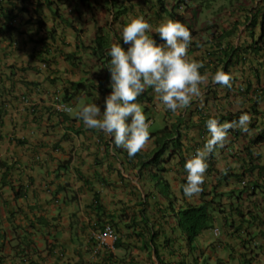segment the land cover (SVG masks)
I'll return each instance as SVG.
<instances>
[{
  "label": "clouds",
  "instance_id": "obj_1",
  "mask_svg": "<svg viewBox=\"0 0 264 264\" xmlns=\"http://www.w3.org/2000/svg\"><path fill=\"white\" fill-rule=\"evenodd\" d=\"M107 1L60 0L59 6L55 1L54 8H58L59 15L53 17L47 8V2L51 1L34 0L31 6L17 9L10 0H0V9L5 13L6 32L15 30V23L20 14L31 10L35 13L43 12L53 20H61L65 26L62 33L71 31L76 35L75 53H70L59 44L60 51L54 52L52 57L53 51L46 53L45 46L49 43L44 42L45 54L39 60V72L48 74L53 71V58L57 55V58L69 65L66 71L73 76V79L61 81L58 86L61 78L47 77L54 91L50 111L43 114L49 123L44 130L53 125L65 130L53 149H58L60 144L65 143V153H71V160L80 158L81 161L88 158L89 161L90 156L94 159L91 164L93 175L81 177V186L75 193L71 191L72 196L68 186L63 187L61 183L51 184L49 189L54 205L83 206L74 214L76 219L72 234L75 231L78 236L79 251L70 254L72 264H160L159 253L156 255L153 243L149 240L151 233H157L153 240L159 247L158 252L164 261L169 258L166 254L171 245V237L176 241L180 238L192 250L205 257L211 252L215 256L214 264H233V254L238 257L243 253L244 256L255 259L253 264H256L257 260L264 261V226L254 222L248 224L246 233H238L222 222V228L203 232L194 242L189 243L178 227L177 216L179 210L185 208L188 203L200 204L199 197L195 194L201 191L204 183L208 158L217 149L225 146L230 129L239 128L247 132L248 137L240 143L249 148L248 153L251 156L258 158L255 165L264 166V82L261 81L259 85L256 77H249L250 81H253L249 88V102L242 97V100H238L232 90L236 72L243 74L244 67H248L247 63L257 58L264 62V0H165L166 10L158 12L159 17L150 15L147 11L149 6L138 2V10L142 15H123L116 20L112 13L100 7ZM75 10H78L79 15L73 20L68 13L71 14ZM86 12L92 14L94 31L87 39L81 40L76 34L81 32L77 29L76 20H85ZM64 14L68 17L65 18ZM98 28L101 29L99 40L102 44L103 40L110 39L111 46L106 48L110 57L109 68H106L105 63L98 60L91 50L88 52L87 48H83L97 47ZM52 30L55 35L57 31ZM62 33L56 39L58 33L54 41L51 30L48 32L49 39L53 41H50L51 50L55 42L60 40L62 43ZM122 44L127 45V49ZM249 46L258 47V53L251 51L249 55ZM232 47H242L233 62ZM68 56L74 57V66L69 63ZM78 81L85 86L76 92L71 85ZM38 84L33 85L31 90L44 94L46 87ZM220 86H223V89L229 88L232 101L227 102V108L233 110V105H229V102L235 101V111L239 108V111L246 113L242 114L239 120L231 122L221 123L217 118L208 119L206 124L209 138L203 147L199 146L195 154L185 161V170L176 164L179 162L177 157L167 163L143 164L154 158H148L154 146V140L150 139L151 127L156 122H162L163 109L177 113L201 98L205 102L209 100L212 106L218 99L214 97V93L221 95V91L217 89ZM245 86L248 87L246 84ZM149 88L156 94L155 101L158 104V114L152 121L145 114L143 106L136 102ZM89 92H96L97 95L90 97ZM212 92L213 94L207 97ZM21 100L33 122L38 120L41 123L40 114L36 112V105L32 103L31 98L22 94ZM89 100L96 102L86 104ZM252 106L255 107L254 112L259 115L256 116L252 111ZM66 124L72 125L74 129L66 128ZM29 134L35 135L34 132ZM254 138L263 141L253 143ZM189 141V138L182 137L184 147L188 146ZM238 149L236 145L235 154ZM87 152L92 154H85ZM136 153L148 156L137 159ZM242 154L247 156V152ZM39 158L40 156L36 155L34 162L39 163ZM219 166L224 168L221 163ZM162 167L166 170H159ZM2 168L7 170L4 175H9L5 182L7 183L12 178V170L6 162ZM111 171L117 172L122 180L127 179L123 174L133 177L134 182L141 187L138 189L135 186L136 207L135 204L123 207L125 210L122 211L121 208L120 213V209L116 211V217L109 216L102 202L109 189L107 175ZM251 176L243 180L244 185L249 179L261 182L257 174L252 178ZM168 184L170 192L163 197L162 188ZM0 185L4 186L3 176ZM16 193L19 192H15V198H18ZM22 196L24 193L21 191ZM260 204L262 207L259 213L264 217V202ZM88 206L96 210L101 206L102 219L92 222V216H96L88 213ZM133 207L138 211L134 218L130 213ZM10 212L6 206L0 205V244L3 245L0 249V264L5 263V257L1 255L5 246L14 242H18L14 244L15 248L10 247L11 251H15L14 257H20L25 263L31 262L30 255L35 254L33 251L37 252V242L32 236L44 237L43 252L47 253V257L57 256L61 260V256H64L68 249L59 245V227L55 222L46 221L43 215L34 214L32 223L23 229L22 226L14 225L16 215ZM4 221L10 224L9 231L3 229ZM223 221L226 223V218ZM215 223L218 224V220ZM133 225L134 228H129ZM167 231L171 237H166ZM107 233L110 234L105 236ZM3 234L5 237L2 239ZM137 234L144 236L139 238ZM19 235L23 237V241L18 239ZM159 240L161 246L158 245ZM147 243H151L148 249L145 247ZM210 259L211 257H208L205 261L210 262Z\"/></svg>",
  "mask_w": 264,
  "mask_h": 264
},
{
  "label": "crops",
  "instance_id": "obj_2",
  "mask_svg": "<svg viewBox=\"0 0 264 264\" xmlns=\"http://www.w3.org/2000/svg\"><path fill=\"white\" fill-rule=\"evenodd\" d=\"M10 2L17 9H23L31 6L34 0H10ZM69 11L71 12V10ZM68 14L73 20L79 15L78 10ZM20 15L15 23V30L6 32L7 28L4 26L5 13L0 9V168L4 169L2 165L6 162L12 170L11 180L4 183L3 187L0 185V205L6 206L11 214L16 215L14 225L22 226L23 229L32 223L34 214L43 215L44 220L55 222L59 227V245L68 251L64 256H61V260L57 256L47 257V253L43 252L45 238L32 236L33 240L37 242V252L33 251L35 254L30 255L31 262L25 263L20 257H14L15 251H11L10 247L15 248L14 244L18 242L11 245L7 244L1 255L5 257L4 264H72L70 254L79 251L78 236L75 231L72 234L73 223L76 219L74 214L78 208H83V206L78 204L77 206L72 204H66L63 207L56 206L51 199L49 189L51 184L58 185L61 183L63 187L68 186L67 189L70 194L72 190V193H75L81 186V177L93 175L91 164L94 163V159L90 156L88 161V158L84 159L82 156L84 160L80 161V158L71 160V153L69 152V156L65 153L67 144H60L58 149H53L55 143L65 133L63 127L53 125L44 130L49 125L48 118H45L44 113L50 111L49 107L54 91L51 88L53 85L47 77L61 78L57 83L58 86L61 81L73 79V76L66 71L69 65L62 62L61 58H57V55L53 58V71L48 74L39 72L41 65L39 60L45 54L44 42L50 43L48 32L55 29L57 31L56 36L65 26L60 22L61 20H53L51 16L45 15L43 12L35 13L30 10ZM91 18L92 14L86 12L85 20H76L77 29L81 31L76 34L81 40L87 39V36L94 31ZM64 37H68L66 43L70 45L67 50L72 54L75 53L76 35L74 36L71 31H65ZM59 44H61L60 40L58 43L55 42L52 57L54 52L60 51ZM65 48L63 47V49ZM37 83L46 87L44 94H37L31 90L32 86ZM22 94L29 96L32 103L36 105V112L40 114L41 123L38 120L33 122L27 112L28 109L22 103ZM65 127L74 129L70 124H66ZM30 132H34L35 135L30 136ZM24 138L26 140H22ZM77 152L79 154V150ZM88 153L92 154L91 152L85 154ZM36 155L40 156L39 163L34 162ZM57 167H62L63 170L58 172ZM6 171L4 169L0 172V181ZM123 175L127 179L122 180L117 172L111 171L107 175L109 189L102 202L109 216L116 217L117 210L120 209L118 212L120 213L121 208L123 211L125 210L123 207L133 206L136 202L134 193L137 191L135 186L141 189L134 182L133 177ZM16 191H22L24 196L15 198ZM87 202L85 199V203ZM135 207L131 208L130 212L133 218L138 212ZM6 221L2 227L9 231L10 224ZM94 221L95 218L92 216V222ZM166 237H171L169 231L166 232ZM171 238V245L166 256L169 257V260H174L175 264H202L208 257H211L209 263L214 264L215 256L211 252H209L208 257H205L200 252L192 250L180 238L177 241L173 237ZM18 239L23 241V237L20 235ZM158 245L161 246L160 240ZM18 250L20 251V248Z\"/></svg>",
  "mask_w": 264,
  "mask_h": 264
},
{
  "label": "trees",
  "instance_id": "obj_3",
  "mask_svg": "<svg viewBox=\"0 0 264 264\" xmlns=\"http://www.w3.org/2000/svg\"><path fill=\"white\" fill-rule=\"evenodd\" d=\"M51 1L48 3V10L52 13V16H58V8L55 5V1L59 2L60 0H45ZM138 2H142L144 5L149 6L147 11L150 15H155L159 17L158 12L165 11L166 5L165 0H108L103 3L100 7L108 13H112L116 19H119L120 16H133L135 17L139 13ZM55 4V5H54ZM156 7V8H155ZM144 12V16H145ZM130 22V19H129ZM253 26V25H252ZM248 29L251 31V27ZM51 30V35L54 41L55 35ZM63 34V33H62ZM97 47H85L88 52L91 50L93 55L100 60L102 63H105L106 68L110 67V57L107 55L106 48L111 46L110 39L103 40V44L100 42L101 29H97ZM68 37H64L61 45L66 48H70L68 43H66ZM51 41V40H50ZM52 43V41H51ZM47 44L46 53L52 52V44ZM123 45V44H122ZM127 49V45H123ZM111 49V48H110ZM242 47L235 48L232 47V62L236 58V53L241 50ZM251 51L258 53L259 48L254 46L248 47V54L250 55ZM69 63L74 61L73 56H68ZM232 64V63H231ZM75 64L72 63V66ZM102 65V64H101ZM233 65V64H232ZM247 68L244 67L243 74L241 72H236L233 76V84L235 86L232 88L234 90V96L240 100L248 99L249 88L252 86L250 81V76L256 77L258 84H261V81L264 82V62L259 58L255 61H249L247 63ZM110 73V71H109ZM111 74V73H110ZM248 85L247 86H245ZM85 86L81 81L77 83H72L71 87L78 92L77 89H81ZM225 88V87H224ZM221 91V95L218 92L214 93V97L218 98L214 105H210L209 100L205 102L203 98L198 102H192L188 107L178 111L177 113H172L169 110L163 109L162 122L154 127H151V137L153 139V148L148 156L147 154L136 153L137 159L145 158L148 156L154 157L149 162H144L145 165H152L153 163L160 164L162 162L167 163L177 157L180 167L185 170L184 165L185 161L191 158L195 154L197 148L203 147L205 141L209 138V133L207 129V120L210 118H217L221 123L233 120H239V117L246 113L235 111L234 104L237 102H229V105H233V110L227 108V102L232 101L230 99L229 88L226 87L223 89V86L217 88ZM215 91V90H214ZM213 94H209L207 97H210ZM96 92H89L90 97L96 96ZM156 94L153 89L149 88L138 97L137 101L143 106L145 114L150 121L153 120V117H156L158 114L157 108L158 104L156 103ZM242 100V99H241ZM89 102H96L95 100H89ZM85 104V105H86ZM237 106V105H236ZM252 111H255V107L252 106ZM256 113V112H254ZM259 115L256 113V116ZM256 118V117H254ZM182 137L189 138L190 141L188 146L182 142ZM248 137L247 132L240 130L239 128L230 129L228 140L225 146L222 149H217L210 157L208 158V168L205 174L204 183L201 186V191L198 194H195L199 197L200 204L188 203L185 208H182L178 212V227L185 235V239L192 243L194 242L203 232L214 230L216 228H222L221 223L224 225L235 229L240 232H247L249 225L251 223L258 224L259 226H264V217L259 210L262 205L261 202H264V166L263 164H256L255 161L257 157L251 156L248 147H244L240 142L244 141ZM263 141V139H253V143ZM194 145V146H193ZM238 145V150L235 154V146ZM242 152L246 153L247 156L243 155ZM176 153V154H173ZM260 158V157H259ZM232 160V161H231ZM234 160V162H233ZM219 163L224 165V168L219 166ZM144 168V167H143ZM159 170H166L159 168ZM257 174L261 182H257L253 179H249L246 185L243 184V180L248 179L251 175V178ZM8 174L3 176L4 183L8 178ZM170 192V185L162 188V196L166 197L167 193ZM16 196L21 197V192L16 193ZM261 196V197H260ZM261 201V202H260ZM249 204V205H248ZM252 205V206H250ZM249 207V208H248ZM252 207V210L250 211ZM248 208V209H247ZM88 213L96 216V220H101L103 217L102 207L99 206L96 209H92L91 206L87 207ZM256 216V219H255ZM226 218V223L223 219ZM218 220V224L215 223ZM221 220V221H220ZM98 222V221H97ZM237 224V226H236ZM135 225L129 226V228H134ZM144 235L137 234V237L142 238ZM5 237L3 234L2 239ZM157 237V233H151L150 239L153 243V248H155L156 255L160 264H175L174 260L164 261L161 258L160 252H158L159 247L156 246L155 241L153 240ZM3 245L0 244V249ZM151 246V243H147L145 247L148 249ZM264 253V252H263ZM244 253L237 257V254H233V264H253L255 259L252 257L244 256ZM181 264V263H179ZM202 264H210L209 260L202 262ZM215 264H222V262H217ZM256 264H264V261H256Z\"/></svg>",
  "mask_w": 264,
  "mask_h": 264
},
{
  "label": "rangeland",
  "instance_id": "obj_4",
  "mask_svg": "<svg viewBox=\"0 0 264 264\" xmlns=\"http://www.w3.org/2000/svg\"><path fill=\"white\" fill-rule=\"evenodd\" d=\"M64 17L67 18L68 16L66 14H64ZM65 30V28H62L59 33L61 34L63 31ZM60 34L56 36V39L60 37ZM52 41V40H51ZM53 42V41H52ZM158 125V122L155 123L154 127ZM67 156L70 155V153L66 154ZM58 172H60L62 169V167H57Z\"/></svg>",
  "mask_w": 264,
  "mask_h": 264
},
{
  "label": "built area",
  "instance_id": "obj_5",
  "mask_svg": "<svg viewBox=\"0 0 264 264\" xmlns=\"http://www.w3.org/2000/svg\"><path fill=\"white\" fill-rule=\"evenodd\" d=\"M110 233H107L105 236L109 235Z\"/></svg>",
  "mask_w": 264,
  "mask_h": 264
}]
</instances>
